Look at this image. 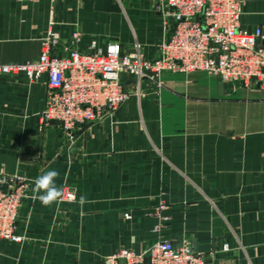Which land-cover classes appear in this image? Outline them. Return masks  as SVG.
Listing matches in <instances>:
<instances>
[{"label": "crops", "instance_id": "obj_1", "mask_svg": "<svg viewBox=\"0 0 264 264\" xmlns=\"http://www.w3.org/2000/svg\"><path fill=\"white\" fill-rule=\"evenodd\" d=\"M241 25L264 32V0H245ZM51 29L61 50L138 44L154 58L173 23L150 0H0V64L35 60ZM160 81L127 80L138 95L67 143L40 119L45 78L0 76V171L27 184L23 240L0 243V264H104L183 239L207 264H264V90L204 72ZM53 169L75 200L43 206L33 181Z\"/></svg>", "mask_w": 264, "mask_h": 264}, {"label": "built area", "instance_id": "obj_2", "mask_svg": "<svg viewBox=\"0 0 264 264\" xmlns=\"http://www.w3.org/2000/svg\"><path fill=\"white\" fill-rule=\"evenodd\" d=\"M173 23L172 33L154 58L137 44L125 53L118 43L93 44L89 52L61 50L60 34L51 29L41 41L39 56L30 62L0 64V76L45 78L47 93L40 119L56 124L68 139L84 126L111 115L129 98L125 82L150 80L161 85L164 73L204 72L246 88L264 90V32L242 28L245 0H153ZM78 40V35L74 36ZM61 51L59 53L58 51ZM19 178L0 175V243H19ZM63 200L74 201L66 191ZM164 205L156 208L160 216ZM127 219L130 218L125 214ZM159 227L156 228L158 230ZM223 250H229L224 245ZM104 264H207L191 242L158 240L143 252L122 248Z\"/></svg>", "mask_w": 264, "mask_h": 264}, {"label": "clouds", "instance_id": "obj_3", "mask_svg": "<svg viewBox=\"0 0 264 264\" xmlns=\"http://www.w3.org/2000/svg\"><path fill=\"white\" fill-rule=\"evenodd\" d=\"M59 173L56 170H48L36 177L33 181V199L39 200L43 206H50L58 202L63 196V189L56 184ZM82 207L88 203L86 196L81 195L78 201Z\"/></svg>", "mask_w": 264, "mask_h": 264}, {"label": "rangeland", "instance_id": "obj_4", "mask_svg": "<svg viewBox=\"0 0 264 264\" xmlns=\"http://www.w3.org/2000/svg\"><path fill=\"white\" fill-rule=\"evenodd\" d=\"M150 1H152L153 2V0H150ZM154 6H155V3H154ZM129 92V94H130V96H129V98L125 101V102H127L131 97H133V96H137L138 95V87H136V89L135 90H131V91H128ZM124 102V103H125ZM123 103V104H124ZM122 104V105H123ZM121 105V106H122ZM120 106V107H121ZM119 107V108H120ZM113 114V113H112ZM43 123V122H42ZM45 125H50V124H45ZM63 135V134H62ZM63 137L65 138V140H66V142L67 143H70V142H72L73 140H75V137H76V135L74 136V139H72V140H70V139H68L67 137H65L64 135H63ZM0 175H2V176H5V177H17V178H19V181H20V183H19V193H20V195H21V197H20V207L22 206V203H23V200H24V198L26 197V194H27V184H26V176H22V175H19V174H8V173H6V172H3V171H0ZM69 192V191H68ZM20 207H19V209H20Z\"/></svg>", "mask_w": 264, "mask_h": 264}]
</instances>
